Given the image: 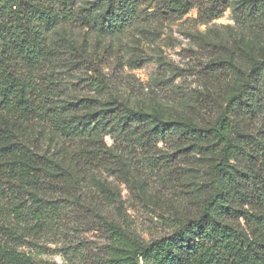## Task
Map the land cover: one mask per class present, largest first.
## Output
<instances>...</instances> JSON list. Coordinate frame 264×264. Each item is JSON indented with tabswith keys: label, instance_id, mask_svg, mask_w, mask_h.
Returning <instances> with one entry per match:
<instances>
[{
	"label": "rangeland",
	"instance_id": "obj_1",
	"mask_svg": "<svg viewBox=\"0 0 264 264\" xmlns=\"http://www.w3.org/2000/svg\"><path fill=\"white\" fill-rule=\"evenodd\" d=\"M178 2L192 7L176 12ZM133 5V19L122 30L67 19L50 34L52 55L39 83L55 92V105L83 100L92 112L118 106L145 116L131 138L120 130L101 133V157L84 165L79 181L40 185L38 195L57 205L60 217L36 236L19 228V250L33 264H115L116 227L150 243L199 217L218 194L220 147L200 145L187 125L213 126L253 63L264 60V0ZM81 7L98 16L108 10L102 0L71 5L73 11ZM258 85L257 109L245 112L236 131L244 150L231 160L245 172L241 194L254 203L237 202L239 211L224 222L262 243L264 252V186L258 191L264 181V83ZM50 137L46 133L43 151L52 154ZM73 144L68 152L80 150Z\"/></svg>",
	"mask_w": 264,
	"mask_h": 264
},
{
	"label": "trees",
	"instance_id": "obj_2",
	"mask_svg": "<svg viewBox=\"0 0 264 264\" xmlns=\"http://www.w3.org/2000/svg\"><path fill=\"white\" fill-rule=\"evenodd\" d=\"M74 1L0 0V264H33L31 256L19 250V228L36 236L43 225L58 222L59 208L38 195L40 185L79 181L84 165L98 162L101 157V133L120 130L131 138L140 131L138 117L145 116L118 106L92 112L90 102L83 100L55 105V92L40 85L41 69L53 50L50 34L64 20H84L91 26L118 31L135 14L136 0H102L108 7L103 16L92 7L87 8L88 13L82 7L73 11ZM191 7L178 2L172 10L185 13ZM261 81L264 83V60L253 63L213 126L187 125L200 145L220 147L215 166L220 174L215 180L218 194L204 212L171 236L150 243L128 238L116 227L121 236L111 247L115 264H264L262 243L224 222L228 215L239 211L237 202L254 203L241 194L247 186L242 178L245 172L231 160L244 150L236 131L245 112L257 109L256 93ZM41 122L43 126L37 127ZM46 133L54 142L55 153L43 151ZM73 142L80 150L68 152ZM263 182L258 183V191ZM25 194L33 202L28 204ZM260 217L263 230L264 215Z\"/></svg>",
	"mask_w": 264,
	"mask_h": 264
}]
</instances>
